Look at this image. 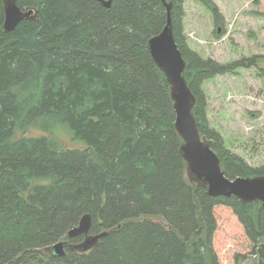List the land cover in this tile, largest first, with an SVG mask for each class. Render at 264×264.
Wrapping results in <instances>:
<instances>
[{"label":"trees","instance_id":"1","mask_svg":"<svg viewBox=\"0 0 264 264\" xmlns=\"http://www.w3.org/2000/svg\"><path fill=\"white\" fill-rule=\"evenodd\" d=\"M172 1L173 30L196 96L194 114L227 177L264 176L225 147L207 121L205 81L259 66L258 56L222 64L192 50L186 0ZM218 27L223 14L198 0ZM34 18L5 31L0 0V264H220L215 208L233 209L264 264V207L212 196L190 182L171 87L149 40L168 22L163 0H18ZM31 128L48 135L20 136ZM67 130L83 148L58 138ZM90 214V250L47 248Z\"/></svg>","mask_w":264,"mask_h":264},{"label":"rangeland","instance_id":"2","mask_svg":"<svg viewBox=\"0 0 264 264\" xmlns=\"http://www.w3.org/2000/svg\"><path fill=\"white\" fill-rule=\"evenodd\" d=\"M223 14L218 27L212 12L198 0L184 3V35L188 46L203 58L222 64L258 56L259 66L205 81L207 121L225 147L253 167L264 166V0H212ZM20 136L48 135L31 128ZM58 138L69 148H83L67 130ZM217 230L213 245L220 264H257V256L233 209L215 208Z\"/></svg>","mask_w":264,"mask_h":264},{"label":"water","instance_id":"3","mask_svg":"<svg viewBox=\"0 0 264 264\" xmlns=\"http://www.w3.org/2000/svg\"><path fill=\"white\" fill-rule=\"evenodd\" d=\"M110 7L112 0H99ZM168 10V22L163 31L149 40L151 55L165 73L171 87V99L176 112L175 127L182 139L181 154L186 162V175L190 182L201 184L212 196H236L243 202H261L264 207V176H226L221 158L214 151L212 141L202 136L194 109L197 99L186 79L187 62L175 39L172 20V1L163 0ZM5 7L4 30H14L23 20L34 18L35 10H23L18 0H3ZM92 217L85 214L79 225L71 229L69 238L83 235L80 244L61 240L47 248L55 256L66 257V247L86 252L93 248L106 232L91 234Z\"/></svg>","mask_w":264,"mask_h":264}]
</instances>
